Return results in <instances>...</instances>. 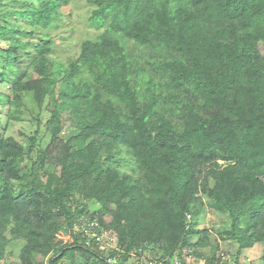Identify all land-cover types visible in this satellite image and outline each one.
Segmentation results:
<instances>
[{"label":"trees","instance_id":"trees-1","mask_svg":"<svg viewBox=\"0 0 264 264\" xmlns=\"http://www.w3.org/2000/svg\"><path fill=\"white\" fill-rule=\"evenodd\" d=\"M83 1L100 34L58 62L72 0H0V264H243L264 245V0ZM113 209L115 247L87 246L82 217ZM44 216L71 242L39 235Z\"/></svg>","mask_w":264,"mask_h":264},{"label":"rangeland","instance_id":"rangeland-1","mask_svg":"<svg viewBox=\"0 0 264 264\" xmlns=\"http://www.w3.org/2000/svg\"><path fill=\"white\" fill-rule=\"evenodd\" d=\"M11 1H6V4H8L9 8H13V3H10ZM90 7L82 0H72V3L69 4L68 7L63 9V18L64 22L63 24L59 25L58 28L52 31V35H54L55 38V53L53 56V59L55 61H61V62H67L69 59H75L78 56L79 50H80V44L82 41L86 39H95L99 34L100 31H96L95 29L90 27L89 24V17H90ZM128 49L131 51L133 56L140 55L144 58H149L150 51L146 50L142 47H135L133 43H128ZM4 56H0V70L2 69L4 62H2ZM22 73H19L17 78H21ZM27 101V103H32V99L27 96L25 97L22 93H20L19 89H16V93L14 95V99L12 101V107L13 108H20V105L22 101ZM32 118V115L27 113L24 117V121H18L13 122L12 125L8 128V135H13L17 138H19V132L21 130H27L29 128L30 119ZM0 119L2 123L6 124V117L4 115L0 116ZM63 121H64V132L61 135V137L53 143V145L49 148V155H50V163L54 165V167L59 170L63 166V153L58 150V147L60 145V140H67L70 138V136L73 134L74 129H72V126L76 124L75 121L71 120L68 115L65 113L63 115ZM36 126H34V129ZM43 134H46L43 132ZM47 138V137H46ZM48 142V138L46 139L45 143H43V146L46 147V144ZM103 166V165H101ZM103 170V167H100L98 169V172H101ZM264 182V181H263ZM71 204H73L71 202ZM75 209V206H73ZM98 206L94 205L92 208L96 209ZM115 212V209L111 210V212H100V214L97 216L99 220L102 221V228L105 232L111 233V238H108L105 242V244H109L111 247H115L117 244V239L115 236L116 233V227L114 224H112V214ZM44 224L45 228L39 232V235L46 236V237H55L56 235L60 234L59 237L55 238L57 241L62 242H71L72 238L70 236V232L62 233V232H56L53 229V223H54V217L50 216H44ZM220 226L221 225V219L217 218V216L214 213L208 212L206 216L204 217L202 221V228H211V226ZM118 232V231H117ZM213 233V240L216 239L220 241L221 237L220 234L216 231H212ZM222 254L221 252L219 253ZM19 256H23L22 254H19ZM225 258V262L232 263L234 261L235 255H223ZM263 256H264V245L263 244H257L252 249H246L242 252V262L243 264H263ZM20 257V258H21ZM6 258L8 260H4L1 264H9L10 261L14 262L19 259L18 256H11L10 253L6 254ZM18 258V259H17ZM188 261L191 259L190 257H187ZM204 262L201 261L198 264H203ZM60 264H69L67 261L63 260Z\"/></svg>","mask_w":264,"mask_h":264},{"label":"built area","instance_id":"built-area-1","mask_svg":"<svg viewBox=\"0 0 264 264\" xmlns=\"http://www.w3.org/2000/svg\"><path fill=\"white\" fill-rule=\"evenodd\" d=\"M81 222H83L82 226L76 227L75 230H81V232L84 233L83 239H85L87 246H90L92 241H94L101 250L110 246L109 244H105V242L108 241V238H111V233L104 231L99 218L96 217L94 221H86V218L82 217ZM59 235L60 234L56 235L55 238L59 237ZM70 236L72 238L71 233ZM135 264H145V262L139 261ZM175 264L181 263L176 261Z\"/></svg>","mask_w":264,"mask_h":264},{"label":"clouds","instance_id":"clouds-1","mask_svg":"<svg viewBox=\"0 0 264 264\" xmlns=\"http://www.w3.org/2000/svg\"><path fill=\"white\" fill-rule=\"evenodd\" d=\"M62 233H64V232H62ZM65 233H66V232H65ZM66 242H68V241H66ZM186 261L189 262V261H188V258H186ZM203 264H205V263H203ZM223 264H229V263L225 262V258H223Z\"/></svg>","mask_w":264,"mask_h":264}]
</instances>
